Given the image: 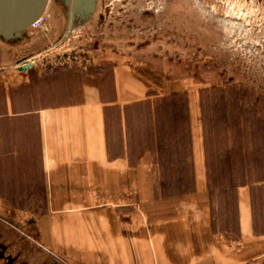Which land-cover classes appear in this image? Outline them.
Segmentation results:
<instances>
[{"label": "crops", "instance_id": "1", "mask_svg": "<svg viewBox=\"0 0 264 264\" xmlns=\"http://www.w3.org/2000/svg\"><path fill=\"white\" fill-rule=\"evenodd\" d=\"M19 67L0 70V264H264V179L215 183L195 102L186 135L120 62L70 100Z\"/></svg>", "mask_w": 264, "mask_h": 264}, {"label": "rangeland", "instance_id": "2", "mask_svg": "<svg viewBox=\"0 0 264 264\" xmlns=\"http://www.w3.org/2000/svg\"><path fill=\"white\" fill-rule=\"evenodd\" d=\"M43 17L21 39L0 37V70L31 59L27 77L48 79L52 95L70 100L83 72L108 75L120 62L149 81L148 98L164 102L177 131L191 130L197 104L215 183L221 171L240 178L249 168V180L264 179V0H98L73 26L52 1Z\"/></svg>", "mask_w": 264, "mask_h": 264}, {"label": "water", "instance_id": "3", "mask_svg": "<svg viewBox=\"0 0 264 264\" xmlns=\"http://www.w3.org/2000/svg\"><path fill=\"white\" fill-rule=\"evenodd\" d=\"M65 3L72 21H87L98 0H60ZM49 0H0V37L4 40H18L25 31L46 11ZM74 22H72L73 24ZM33 63L26 61L21 70L30 69Z\"/></svg>", "mask_w": 264, "mask_h": 264}, {"label": "flooded vegetation", "instance_id": "4", "mask_svg": "<svg viewBox=\"0 0 264 264\" xmlns=\"http://www.w3.org/2000/svg\"><path fill=\"white\" fill-rule=\"evenodd\" d=\"M52 1H55V2L59 3V4L63 7V9H64V13H65V16H66L67 21H68V24H69L70 26H73V25H75V24L77 23L78 19H75L74 21H72V17H71V15H70L69 12H68V8H67V6L65 5V3H64L63 1H60V0H49L48 6H49V4H50ZM97 4H98V1H97ZM47 8H48V7H47ZM96 8H97V5H96V7H95V11H96ZM95 11L93 12V14L95 13ZM93 14H92V15H93ZM92 15H91V16H92ZM90 18H91V17H90ZM72 22H74V23L72 24Z\"/></svg>", "mask_w": 264, "mask_h": 264}, {"label": "built area", "instance_id": "5", "mask_svg": "<svg viewBox=\"0 0 264 264\" xmlns=\"http://www.w3.org/2000/svg\"><path fill=\"white\" fill-rule=\"evenodd\" d=\"M43 19L44 17L41 16L39 19H37L32 25L30 28H39L41 27V25H43Z\"/></svg>", "mask_w": 264, "mask_h": 264}, {"label": "trees", "instance_id": "6", "mask_svg": "<svg viewBox=\"0 0 264 264\" xmlns=\"http://www.w3.org/2000/svg\"><path fill=\"white\" fill-rule=\"evenodd\" d=\"M223 174H224L223 171H221V176H219V177H220V178H224ZM231 174H233V173H231ZM245 174H246V173H242V174L240 175L239 180H240L241 183H244V182L246 181V179H245ZM224 175H227V174H224Z\"/></svg>", "mask_w": 264, "mask_h": 264}, {"label": "bare ground", "instance_id": "7", "mask_svg": "<svg viewBox=\"0 0 264 264\" xmlns=\"http://www.w3.org/2000/svg\"><path fill=\"white\" fill-rule=\"evenodd\" d=\"M29 63H33L32 61L28 60Z\"/></svg>", "mask_w": 264, "mask_h": 264}]
</instances>
